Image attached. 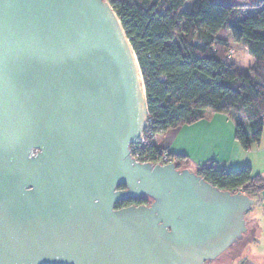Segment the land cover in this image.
Here are the masks:
<instances>
[{
    "label": "water",
    "instance_id": "95a60500",
    "mask_svg": "<svg viewBox=\"0 0 264 264\" xmlns=\"http://www.w3.org/2000/svg\"><path fill=\"white\" fill-rule=\"evenodd\" d=\"M148 118L109 0H0V264H206L242 242L255 199L137 161Z\"/></svg>",
    "mask_w": 264,
    "mask_h": 264
},
{
    "label": "trees",
    "instance_id": "16d2710c",
    "mask_svg": "<svg viewBox=\"0 0 264 264\" xmlns=\"http://www.w3.org/2000/svg\"><path fill=\"white\" fill-rule=\"evenodd\" d=\"M131 40L144 77L150 128L158 135L193 124L208 113L226 114L235 139L246 150L259 144L264 129V2L249 0H109ZM192 2L189 10L186 3ZM254 10L241 16L239 9ZM230 31L232 39L225 32ZM223 32V33H222ZM245 43L254 62L239 70L231 42ZM146 161L162 155L152 142ZM179 168L186 156L168 152ZM196 173L222 190L255 199L264 179L248 165L227 171L208 162ZM125 188V186H120ZM148 198L119 202L116 208L149 204Z\"/></svg>",
    "mask_w": 264,
    "mask_h": 264
},
{
    "label": "crops",
    "instance_id": "0c3cea01",
    "mask_svg": "<svg viewBox=\"0 0 264 264\" xmlns=\"http://www.w3.org/2000/svg\"><path fill=\"white\" fill-rule=\"evenodd\" d=\"M160 147L183 155L191 168L215 162L227 171L250 166L254 175L264 179V129L261 142L246 150L235 139V123L226 114L208 113L193 124L163 133ZM248 234L222 258L210 264H264V191L255 197L248 212Z\"/></svg>",
    "mask_w": 264,
    "mask_h": 264
},
{
    "label": "rangeland",
    "instance_id": "374dc122",
    "mask_svg": "<svg viewBox=\"0 0 264 264\" xmlns=\"http://www.w3.org/2000/svg\"><path fill=\"white\" fill-rule=\"evenodd\" d=\"M232 1L234 3H238V0H232ZM191 6H192V2H187L185 9L189 10ZM253 10L254 9L251 7H244V8L239 9V14L241 16H243V15H246V14L252 12ZM224 35H227L230 39H232L230 31L225 32ZM230 49L233 52L231 54L232 62L237 64L240 71L248 72L249 68L251 67V65L254 62V57L250 54L247 45L243 42L242 43H236V42L232 41ZM162 138H163V135L158 134L155 136L154 142L159 146V149L161 151H165L162 147H160V143H159V141L162 140ZM246 216L248 218V213ZM206 264H210V263L208 262Z\"/></svg>",
    "mask_w": 264,
    "mask_h": 264
},
{
    "label": "built area",
    "instance_id": "2783aa9c",
    "mask_svg": "<svg viewBox=\"0 0 264 264\" xmlns=\"http://www.w3.org/2000/svg\"><path fill=\"white\" fill-rule=\"evenodd\" d=\"M233 52L230 50V56ZM150 118H148V128L145 131V136L143 141L140 144H134L131 146V154L132 156L140 162H151V161H146V155L143 154V151L145 149L148 148V146L154 142V138L156 136V134L152 131V129L149 127L150 126ZM162 155L160 157V160H158V162L156 163H161V164H165V163H169L171 162L168 158V152L166 151H161Z\"/></svg>",
    "mask_w": 264,
    "mask_h": 264
},
{
    "label": "flooded vegetation",
    "instance_id": "af4514ba",
    "mask_svg": "<svg viewBox=\"0 0 264 264\" xmlns=\"http://www.w3.org/2000/svg\"><path fill=\"white\" fill-rule=\"evenodd\" d=\"M234 248V247H233Z\"/></svg>",
    "mask_w": 264,
    "mask_h": 264
}]
</instances>
